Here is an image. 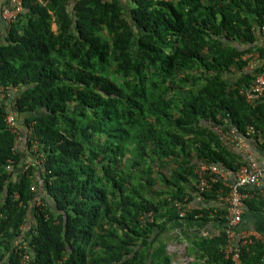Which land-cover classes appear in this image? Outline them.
Listing matches in <instances>:
<instances>
[{"label":"trees","instance_id":"1","mask_svg":"<svg viewBox=\"0 0 264 264\" xmlns=\"http://www.w3.org/2000/svg\"><path fill=\"white\" fill-rule=\"evenodd\" d=\"M263 24L264 0H21L0 45V264H170L172 225L221 226L227 190L200 192L194 171L247 161L215 126L264 139V98L239 93L264 73L242 60L264 58ZM224 245L221 228L196 237L191 264H230ZM263 255L253 242L240 264Z\"/></svg>","mask_w":264,"mask_h":264},{"label":"built area","instance_id":"2","mask_svg":"<svg viewBox=\"0 0 264 264\" xmlns=\"http://www.w3.org/2000/svg\"><path fill=\"white\" fill-rule=\"evenodd\" d=\"M21 11V0H16L13 11H4L3 19L8 25L14 20L15 16ZM264 44V24L257 31ZM255 32V33H256ZM255 59L259 62H264L259 53L252 51L242 56V60L246 61V70H251ZM3 88L0 87V100L4 99ZM16 88L8 89V95L15 94ZM239 93L243 96L246 103L251 106L256 105L264 98V73L256 75L254 80L249 84H243ZM222 123L229 125L228 118H222ZM6 124L13 133L18 132L16 116L11 112L6 118ZM215 132L222 138L224 146L232 150L242 153L248 157L244 165L236 170H227L215 164L201 163L196 167L194 173L196 176L197 187L200 192H204L212 188L215 184H221L227 191L225 196L219 200L226 205V216L224 222L220 226L221 232L225 235V245L223 254L230 264H240L241 249L253 242H259L264 246V234L252 231H245L240 228L242 216L244 214V201L248 199V189L258 187L264 181V139L258 131L252 126H247L245 136L250 137L255 142L256 147L261 153V158H252L249 153V142L244 135L236 128L229 126L227 133L220 125L214 127ZM15 146H19L21 138L17 136ZM12 162H8L6 170L10 174L12 171ZM35 186L31 187V191H35ZM38 200L36 206H41ZM181 217L185 215V210L188 211V206L176 204ZM183 209V210H182ZM25 255L23 260H27ZM264 264V255L261 260Z\"/></svg>","mask_w":264,"mask_h":264},{"label":"rangeland","instance_id":"3","mask_svg":"<svg viewBox=\"0 0 264 264\" xmlns=\"http://www.w3.org/2000/svg\"><path fill=\"white\" fill-rule=\"evenodd\" d=\"M190 204L188 205V210L191 205H200L198 200ZM210 225L211 224H204L201 221H197L181 226L174 224L170 229L164 231L161 235V239L166 243L165 252L170 259V264H191L194 261L190 251L191 241L198 236H209L219 232V230L214 231L210 228ZM1 249L2 247H0V252Z\"/></svg>","mask_w":264,"mask_h":264},{"label":"crops","instance_id":"4","mask_svg":"<svg viewBox=\"0 0 264 264\" xmlns=\"http://www.w3.org/2000/svg\"><path fill=\"white\" fill-rule=\"evenodd\" d=\"M16 0H0V45H2L5 41V37L7 35V28L8 23L3 19V12L4 11H13L15 6ZM257 31V30H256ZM257 37L258 44L260 46H263L264 44L259 36L258 32L255 33ZM258 60L255 59V63L258 64ZM249 153L250 157H254L257 159L261 158V153L259 152V149L256 147V149L251 148L249 144ZM239 153V152H238ZM242 154V153H240ZM248 157H246L247 159ZM249 197L248 199H252L254 196L252 192H255L256 194L260 195L262 198H264V181L258 186V187H252L248 189ZM215 206H220V200L216 203H213ZM213 205V207H214ZM225 206V205H224ZM207 224H211L210 228H212L214 231L220 230V224L217 221H211ZM188 225V224H187ZM240 228L245 231H252V232H258L264 234V206L259 211H250L246 208L244 209V214L242 216V222L240 225ZM212 235V234H211ZM210 236V235H209Z\"/></svg>","mask_w":264,"mask_h":264}]
</instances>
